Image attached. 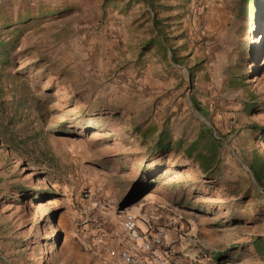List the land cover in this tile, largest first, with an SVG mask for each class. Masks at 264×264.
<instances>
[{
    "label": "rangeland",
    "instance_id": "obj_1",
    "mask_svg": "<svg viewBox=\"0 0 264 264\" xmlns=\"http://www.w3.org/2000/svg\"><path fill=\"white\" fill-rule=\"evenodd\" d=\"M239 2L0 0V25L28 24L29 89L0 109V264H122L96 236L127 212L172 219L206 262L264 264V0L249 19ZM205 126L223 139L209 176L184 155ZM161 135L181 147L150 151Z\"/></svg>",
    "mask_w": 264,
    "mask_h": 264
},
{
    "label": "trees",
    "instance_id": "obj_2",
    "mask_svg": "<svg viewBox=\"0 0 264 264\" xmlns=\"http://www.w3.org/2000/svg\"><path fill=\"white\" fill-rule=\"evenodd\" d=\"M152 5L155 0H139ZM238 11L241 16L245 18H251L259 13L258 0H240L238 4ZM2 24L0 25V109L4 106V100L11 93L14 98L18 93L23 94L26 91H29L27 82L19 81L20 76L16 75V52L19 46L21 45V36L23 35L28 24ZM154 25L156 27L158 35L162 38V43H169L170 38L165 35V27L163 20L154 18ZM172 55V61L175 64H180V61L176 55L175 50L170 48ZM234 68L231 67L227 70V75L231 78V81H234L235 84L242 83L245 79V70L243 68V73L234 72ZM18 86H21V90L18 89ZM18 89V90H17ZM199 112L202 110L199 109L198 104H194ZM204 114V112H203ZM6 141L11 142L10 147L16 149L18 143L12 138H6ZM168 138L164 135H161L150 148V151L154 149H166L168 152L177 150L181 146L178 145L172 148V142L166 143ZM223 144V139L217 137L214 134L213 129L210 126H205L200 132L197 140L190 143L186 148L185 156L192 160L195 164L198 165L199 169L204 175H214L220 172V163H221V148ZM181 153V152H179ZM41 157L45 160L49 168H54L56 166L53 156L40 153ZM255 182L264 188V160L263 158L256 156L249 166ZM253 247L258 251H261L264 248L262 239H255L253 242ZM219 257H215L217 260ZM264 258V256H263Z\"/></svg>",
    "mask_w": 264,
    "mask_h": 264
},
{
    "label": "built area",
    "instance_id": "obj_3",
    "mask_svg": "<svg viewBox=\"0 0 264 264\" xmlns=\"http://www.w3.org/2000/svg\"><path fill=\"white\" fill-rule=\"evenodd\" d=\"M123 239L141 252L135 255L128 248H116L111 241ZM96 242L103 246L107 254L122 264H176L174 246L164 230L143 231L138 217L131 213L120 215L119 230L98 234Z\"/></svg>",
    "mask_w": 264,
    "mask_h": 264
},
{
    "label": "crops",
    "instance_id": "obj_4",
    "mask_svg": "<svg viewBox=\"0 0 264 264\" xmlns=\"http://www.w3.org/2000/svg\"><path fill=\"white\" fill-rule=\"evenodd\" d=\"M157 217L156 215H153L150 212H145L143 215V218H138V223L139 226L141 227V229L143 231H150V230H164L167 238L170 240V242L173 244L174 246V251H175V259H176V264H217L215 262L209 263L206 262L202 259L201 256L198 255V250L196 251H192L193 249H190L188 251H186V248H190L191 246H187L185 248V242L181 241L180 237L177 233H176V224H174V222L171 220L170 224H161L160 222H157L158 220H156ZM173 228H171L170 225H173ZM111 230H109L108 232H110ZM107 232V233H108ZM102 233L104 234L105 232L102 231ZM100 233V234H102ZM110 245L115 246L116 248H128L131 250V252L135 255H141V252L136 250L135 248H133L130 244H128L127 242H125L123 239L118 238L117 240L111 241ZM216 260V259H215ZM219 260V259H217ZM216 260V261H217Z\"/></svg>",
    "mask_w": 264,
    "mask_h": 264
},
{
    "label": "bare ground",
    "instance_id": "obj_5",
    "mask_svg": "<svg viewBox=\"0 0 264 264\" xmlns=\"http://www.w3.org/2000/svg\"><path fill=\"white\" fill-rule=\"evenodd\" d=\"M74 140H72V143H74V145H76V146H80V145H82V144H80V143H78V142H73Z\"/></svg>",
    "mask_w": 264,
    "mask_h": 264
},
{
    "label": "water",
    "instance_id": "obj_6",
    "mask_svg": "<svg viewBox=\"0 0 264 264\" xmlns=\"http://www.w3.org/2000/svg\"><path fill=\"white\" fill-rule=\"evenodd\" d=\"M145 194H147V193H145Z\"/></svg>",
    "mask_w": 264,
    "mask_h": 264
}]
</instances>
